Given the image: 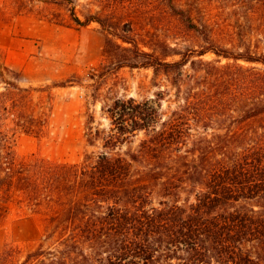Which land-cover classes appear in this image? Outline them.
<instances>
[{"label": "trees", "instance_id": "1", "mask_svg": "<svg viewBox=\"0 0 264 264\" xmlns=\"http://www.w3.org/2000/svg\"><path fill=\"white\" fill-rule=\"evenodd\" d=\"M45 1L76 26L99 24L103 68L151 69L158 88L153 100L100 95L108 126L89 115L86 143L99 149L79 161L19 158L15 133L44 132L46 87L0 64V221L13 203L44 221L35 247L18 259L5 246L0 264H264V0ZM159 25L206 43L177 51L152 36Z\"/></svg>", "mask_w": 264, "mask_h": 264}, {"label": "rangeland", "instance_id": "2", "mask_svg": "<svg viewBox=\"0 0 264 264\" xmlns=\"http://www.w3.org/2000/svg\"><path fill=\"white\" fill-rule=\"evenodd\" d=\"M86 2L75 0L73 4L80 10L87 6ZM152 36L166 40L177 51L206 43L181 26L168 28V25H159ZM218 40L234 52L245 50L239 35L236 38L219 36ZM104 41L105 34L99 24L91 22L76 26L69 19V11L54 3L0 0V64L13 71L12 77L20 85L46 87L43 92L35 94L41 97L40 109L47 114L44 132L35 135L19 130L15 133V150L19 158L39 154L59 161H79L86 150L99 149L86 143L89 115H92L91 125L108 126V119L100 109V95L110 90L108 95L154 99L158 87L151 83V69L116 67V62L102 67ZM250 49L254 50L252 46ZM260 50L264 51L262 43ZM166 57L172 60L179 55ZM202 58L214 59L216 56L210 52ZM224 62L226 58H221V63ZM100 71L103 76L93 75V72ZM157 81L161 88L167 87L164 76ZM97 88L98 93L94 91ZM166 99L162 102L163 109L168 103ZM137 139L138 136L125 147H134ZM43 227L41 215L33 214L19 204H11L9 212L0 221V251L5 246H15L16 258L22 259L40 242Z\"/></svg>", "mask_w": 264, "mask_h": 264}]
</instances>
